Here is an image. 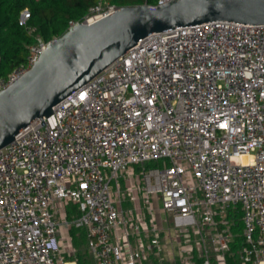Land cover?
<instances>
[{"label":"built area","instance_id":"2783aa9c","mask_svg":"<svg viewBox=\"0 0 264 264\" xmlns=\"http://www.w3.org/2000/svg\"><path fill=\"white\" fill-rule=\"evenodd\" d=\"M73 228L93 264H264V25L152 34L0 150V264H78Z\"/></svg>","mask_w":264,"mask_h":264},{"label":"water","instance_id":"95a60500","mask_svg":"<svg viewBox=\"0 0 264 264\" xmlns=\"http://www.w3.org/2000/svg\"><path fill=\"white\" fill-rule=\"evenodd\" d=\"M223 21L264 25V0H175L129 6L92 24L73 23L46 44L34 67L0 93V150L37 119L155 33Z\"/></svg>","mask_w":264,"mask_h":264},{"label":"trees","instance_id":"16d2710c","mask_svg":"<svg viewBox=\"0 0 264 264\" xmlns=\"http://www.w3.org/2000/svg\"><path fill=\"white\" fill-rule=\"evenodd\" d=\"M157 3L158 0H0V77L7 78L16 68L26 65L31 48L40 41L49 43L63 36L73 23L84 22L100 5L120 9ZM26 11L29 18L22 23ZM242 227L238 225L235 232H241ZM71 235L78 264H93L84 229L73 228ZM240 242L238 239L233 244V252ZM229 264L237 263L230 259Z\"/></svg>","mask_w":264,"mask_h":264},{"label":"rangeland","instance_id":"374dc122","mask_svg":"<svg viewBox=\"0 0 264 264\" xmlns=\"http://www.w3.org/2000/svg\"><path fill=\"white\" fill-rule=\"evenodd\" d=\"M163 163H164L163 160H162V161H159V162L147 163L146 165H144V167H145L147 170L155 169V168H160V167L163 166ZM156 207L158 208L157 205H156ZM160 208H161V207H160ZM68 212L70 213V215L74 214V212H75L74 207H73V206H70V207L68 208ZM158 213H159V211H158ZM160 213H161V212H160ZM162 216H163L164 218H167V215H166V214H162ZM160 217H161V215H160ZM239 217H240V216H239ZM70 220H71V217H70Z\"/></svg>","mask_w":264,"mask_h":264},{"label":"bare ground","instance_id":"6f19581e","mask_svg":"<svg viewBox=\"0 0 264 264\" xmlns=\"http://www.w3.org/2000/svg\"><path fill=\"white\" fill-rule=\"evenodd\" d=\"M95 21H92V23H94ZM91 22H90V24H92ZM243 162H247V159H246V157H244L243 158Z\"/></svg>","mask_w":264,"mask_h":264}]
</instances>
